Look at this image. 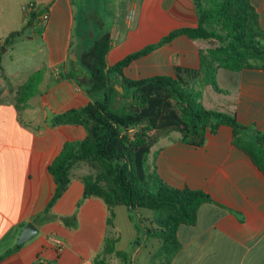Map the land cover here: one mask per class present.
I'll list each match as a JSON object with an SVG mask.
<instances>
[{
    "label": "crops",
    "instance_id": "1",
    "mask_svg": "<svg viewBox=\"0 0 264 264\" xmlns=\"http://www.w3.org/2000/svg\"><path fill=\"white\" fill-rule=\"evenodd\" d=\"M250 1L264 28V0ZM28 3L37 8L31 23L32 13L25 10ZM43 9L48 10L49 18L37 27L35 19ZM196 24L193 0H0V41L10 32L24 29L1 51L0 255L7 253L0 264H95L94 256L102 252L107 212L99 198L90 197L81 205L76 227L59 219L73 213L82 194L80 177L89 172V168L82 170L83 162L72 167L68 188L50 208L52 216L34 220L55 188L48 164L65 141L85 135L79 125L53 126L49 118L100 98L86 91V70L79 62L81 50L87 48L88 29L93 37L109 32V66L174 28ZM209 46V40L179 35L132 61L124 74L142 78L173 75L174 65L197 68L200 50ZM73 49L76 61L69 58ZM37 70L43 71L38 92L23 105L17 99L18 87ZM216 80L227 92L206 85L203 106L234 114L239 121L263 129L264 69L218 68ZM179 136L172 132L159 137L147 162L167 184L203 190L213 202L199 206L194 224L178 228L179 248L164 264H264V174L232 144L228 125L207 131L201 146L181 142ZM119 206L123 205L116 206L114 212L124 209L126 221H130L127 208ZM115 218L112 234L118 238L116 249L125 251V245L118 244L122 233L116 229ZM141 219L143 237L135 241L133 255L152 241L146 234V222L150 226L152 222ZM28 222L38 231L17 248V237ZM126 232L129 242L138 234L136 229ZM153 254L148 253L149 263ZM106 261L124 264L115 255L106 256Z\"/></svg>",
    "mask_w": 264,
    "mask_h": 264
},
{
    "label": "trees",
    "instance_id": "2",
    "mask_svg": "<svg viewBox=\"0 0 264 264\" xmlns=\"http://www.w3.org/2000/svg\"><path fill=\"white\" fill-rule=\"evenodd\" d=\"M193 3L197 16L195 26L174 28L158 41L126 54L112 65L106 64L109 32L104 30L94 36L92 44L81 50L79 62L86 70V91L99 92L101 97L49 118L53 126L79 125L85 135L81 139L65 141L48 164L55 188L45 209L34 220L41 217L44 221L52 216L50 208L68 188L72 167L76 163H87L89 172L80 177L83 191L75 212L59 219L76 227V211L86 199L97 197L104 203L107 230L102 252L93 258L95 264H110L106 261L109 255L132 264L127 252L116 249L118 238L112 234L116 206L127 208L128 218L135 226L143 221L133 216L138 209L154 212L155 225L146 227V234L161 241L158 254L168 261L180 245L178 228L194 224L199 206L213 202L203 190L176 188L160 178L156 167L147 162V155L159 137L178 132L181 142L201 146L207 131L215 132L219 125H228L232 129V144L248 155L264 174V128L258 129L253 122H241L234 114L207 109L201 102L206 85L214 91L227 92L217 84L218 68L232 71L264 69V28L259 14L250 0H193ZM35 16L32 13L29 23ZM23 30L10 32L0 41V72L1 48ZM179 35L211 43L207 49L200 50L197 68L174 65L173 75L142 78L124 74V68L132 61ZM42 73V70L33 72L18 87L17 99L23 105L38 92ZM115 85L122 86L123 91L119 92ZM118 96L131 98L126 113L120 114L112 108Z\"/></svg>",
    "mask_w": 264,
    "mask_h": 264
},
{
    "label": "rangeland",
    "instance_id": "3",
    "mask_svg": "<svg viewBox=\"0 0 264 264\" xmlns=\"http://www.w3.org/2000/svg\"><path fill=\"white\" fill-rule=\"evenodd\" d=\"M93 39H94V37L92 35V30L88 29V32L85 36L86 47H88L89 45L92 44ZM96 94H99V96L101 97V94L99 92H97ZM130 100H131V98H129V97L124 98V99L117 97L113 102L112 108L120 114L126 113L127 112V103L130 102ZM201 102H202V104H204L203 101H201ZM83 164H84V166H83L82 170H87L89 168V165L85 162H83ZM118 208H123V206H119ZM123 210L124 209H118L115 212L116 213V218H115L116 229L120 230L122 233L121 242L118 244L119 245H125V247H126L125 252L128 253L131 263L132 264H151V263L152 264H164V257L161 253L158 254V250H156V245H155V244H158V247H160L161 241L159 239H156V238L151 239V237H149V239L152 241H150L146 245H143L141 247V251L138 254L133 255V250L136 247L135 241H141L142 240L143 235H142L141 231L143 230V226H142V223H137V225L135 226L133 222L128 221V220L126 221V218H125L126 214H125V211H123ZM76 213H78V210L76 211ZM153 215H154L153 211L148 210V209H143V208H140V209H138V211L136 213H133V216H137L139 218L149 219V221L152 222V226H154L153 225V219H152ZM146 226L151 228L148 221L146 222ZM131 229H136L138 234H136V236L129 242L127 235H126L127 234L126 231L131 230ZM158 249L160 252V248H158ZM151 251L154 252V254L152 256L151 263H149L148 253H151Z\"/></svg>",
    "mask_w": 264,
    "mask_h": 264
},
{
    "label": "water",
    "instance_id": "4",
    "mask_svg": "<svg viewBox=\"0 0 264 264\" xmlns=\"http://www.w3.org/2000/svg\"><path fill=\"white\" fill-rule=\"evenodd\" d=\"M3 50H4V47L1 48V51H3ZM69 58L73 59L75 61L78 59L76 49H73L71 51V53L69 54ZM120 77H121V75H120ZM115 88L119 92L123 91L122 86H120V85H115ZM37 231H38L37 227L32 222L26 223L25 226L20 231L18 237H17L16 244L21 245L24 242L30 240L37 233Z\"/></svg>",
    "mask_w": 264,
    "mask_h": 264
},
{
    "label": "built area",
    "instance_id": "5",
    "mask_svg": "<svg viewBox=\"0 0 264 264\" xmlns=\"http://www.w3.org/2000/svg\"><path fill=\"white\" fill-rule=\"evenodd\" d=\"M36 6L34 3H28L26 6H25V10L28 12V13H35L36 12ZM49 18V12L48 10L46 9H43V10H40L38 11V18L35 19V25L37 27H40V26H43V24L48 20ZM58 244L61 243L60 240H57L56 241Z\"/></svg>",
    "mask_w": 264,
    "mask_h": 264
}]
</instances>
